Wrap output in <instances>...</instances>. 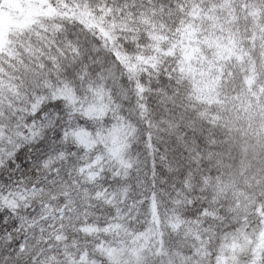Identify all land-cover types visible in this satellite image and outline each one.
<instances>
[{"label": "snow or ice", "instance_id": "1", "mask_svg": "<svg viewBox=\"0 0 264 264\" xmlns=\"http://www.w3.org/2000/svg\"><path fill=\"white\" fill-rule=\"evenodd\" d=\"M0 264H264V0H0Z\"/></svg>", "mask_w": 264, "mask_h": 264}]
</instances>
